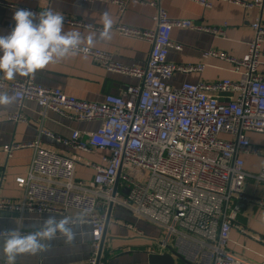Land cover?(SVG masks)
<instances>
[{
    "label": "built area",
    "instance_id": "obj_1",
    "mask_svg": "<svg viewBox=\"0 0 264 264\" xmlns=\"http://www.w3.org/2000/svg\"><path fill=\"white\" fill-rule=\"evenodd\" d=\"M196 1L211 6L207 0ZM226 1L245 8L264 7V0ZM151 5L158 8L154 29L116 26L120 35L151 43L146 66L124 64L102 49L92 48L87 54L106 70L138 78L140 84H129L120 93H108L102 102H93L37 83L35 75L13 81L0 77V92L14 94L19 107L30 99L40 105L42 116L53 110L71 120L100 122L96 130H75L69 138L45 129L41 133L83 152H109L102 163L85 162L95 171L87 181L76 179L79 155L60 154L43 148L39 141L5 145L8 156L25 147L34 148L35 153L27 174L16 179L24 197L16 201L0 196V210L12 211L21 219L31 212H56L65 217L69 208L86 213L92 226V251L87 262L76 264H106L105 247L100 250L111 204L123 206L162 229L160 253L171 251L188 264H254L228 246L235 226L245 232L234 223L239 204L247 201L264 206V200L245 193L248 180L264 184V147L254 144L249 136L264 134V74L259 71L264 25L261 19L251 24L254 39L241 58L218 51L204 54L229 62L238 79L173 86L169 80L175 73L202 72L206 67L205 63L180 65L168 60L170 49L181 48L172 39L173 28L217 34L222 30L172 19L159 0H152ZM0 7L30 10L38 22L43 12L5 0H0ZM63 17L64 23L95 28ZM221 93L232 97L220 98ZM7 119L27 120L22 113ZM244 155L261 159L258 171L246 169ZM0 264L7 261L0 259Z\"/></svg>",
    "mask_w": 264,
    "mask_h": 264
},
{
    "label": "crops",
    "instance_id": "obj_2",
    "mask_svg": "<svg viewBox=\"0 0 264 264\" xmlns=\"http://www.w3.org/2000/svg\"><path fill=\"white\" fill-rule=\"evenodd\" d=\"M17 6L45 11L48 7L63 16L89 24L95 28L83 25L64 23V31L79 30L84 37L97 34V41L93 48L102 49L113 54L115 60L124 64L144 67L152 48L151 43L143 40L118 34L116 26L125 24L135 28L154 29L155 16L158 8L151 5L152 0H5ZM206 1V0H204ZM211 6L203 5L196 0H159L162 7L172 19H187L196 24L222 30L221 34L198 31L190 28L174 27L172 39L181 48H172L168 60L174 64L187 65L205 63L202 72H177L169 80L173 86H180L185 82L198 83L214 82L226 78L238 79L232 65L218 57H204L211 51L226 52L235 58L243 57L254 39L251 24L261 19L264 25V7L245 8L242 5L226 0H207ZM251 2L252 0H240ZM0 36L11 33L15 27L13 15L17 9L0 10ZM108 12L113 18L112 39L102 41L98 33L103 28L101 17ZM35 23L38 19L35 18ZM13 23V27L8 24ZM259 71L264 74V42L261 46ZM23 80L27 77H17L13 80ZM37 83L59 88L68 95L81 100L102 102L108 93H120L129 84H140L141 80L124 74L111 72L97 64L93 58L83 53L65 58L50 64L35 74ZM11 95V94H10ZM220 98L230 99L232 94L221 93ZM22 113L26 121L8 120L7 117ZM0 196L20 201L24 197V190L16 182L17 177L25 176L32 161L35 149L32 147L19 148L8 154L4 151L5 145L26 144L39 141L46 149L60 154L79 155L81 162L77 165L76 179L91 180L95 171L85 164L86 161L102 163L109 154L107 150L94 149L92 152H83L71 146L64 145L49 136L41 133L45 129L56 136L69 138L73 131H94L99 121H76L61 114L48 110L46 116L41 115L40 105L30 99L10 106H0ZM251 141L264 147V134L250 133ZM246 169L258 171L261 159L256 156L244 155ZM245 193L257 199L264 200V184H257L248 180ZM82 213L73 208L66 210V215L75 217ZM47 216L64 217L56 212L26 213L21 219L12 211L0 210V230L19 229L30 231L38 229ZM235 225H241L245 232L236 226L231 231V242L228 249L244 260L254 264H264V206L251 202L239 204ZM77 233L71 245L62 239L51 241L48 250L38 255L23 254L16 258L18 264H76L84 263L91 256L92 226L86 224L83 228H75ZM85 235L81 237L80 233ZM163 231L158 226L135 216L129 209L116 205L112 210L111 220L107 229L104 245L106 264H149V255L160 253L158 245ZM3 240L0 239V250ZM176 264H188L175 256ZM0 259L6 257L0 251Z\"/></svg>",
    "mask_w": 264,
    "mask_h": 264
},
{
    "label": "clouds",
    "instance_id": "obj_3",
    "mask_svg": "<svg viewBox=\"0 0 264 264\" xmlns=\"http://www.w3.org/2000/svg\"><path fill=\"white\" fill-rule=\"evenodd\" d=\"M15 27L10 34L0 36V74L7 80L17 77L34 76L38 70L65 58L83 53L87 55L95 46L97 34L84 37L79 30L64 31L62 14L46 10L39 14L35 23V14L27 9H18L13 15ZM103 28L98 36L102 41L112 39L113 18L105 12L101 17ZM17 97L0 92V106L17 103ZM88 223L86 213L75 217L47 216L35 231L23 234L19 229L0 233L3 240L2 253L7 264H16L19 255H38L48 250L50 243L62 239L71 245L77 236L75 228H83ZM81 237L85 233H80Z\"/></svg>",
    "mask_w": 264,
    "mask_h": 264
},
{
    "label": "water",
    "instance_id": "obj_4",
    "mask_svg": "<svg viewBox=\"0 0 264 264\" xmlns=\"http://www.w3.org/2000/svg\"><path fill=\"white\" fill-rule=\"evenodd\" d=\"M2 7H0L1 10ZM1 12V11H0ZM119 181L117 180L115 188H117ZM114 209L113 204L110 205L109 208V213H108V218L106 222V231L104 235V239L101 243V251L103 250V247L105 245V240H106V234H107V229L111 220V215H112V210ZM176 255H174L171 251H167L164 253H152L149 255V264H176ZM100 261V258L98 259V262Z\"/></svg>",
    "mask_w": 264,
    "mask_h": 264
}]
</instances>
